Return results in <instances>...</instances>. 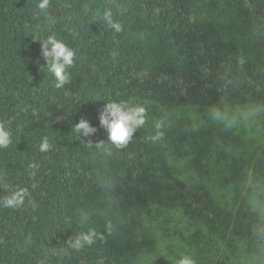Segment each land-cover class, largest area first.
<instances>
[{"label": "trees", "instance_id": "obj_1", "mask_svg": "<svg viewBox=\"0 0 264 264\" xmlns=\"http://www.w3.org/2000/svg\"><path fill=\"white\" fill-rule=\"evenodd\" d=\"M39 2L0 0V127L11 140L0 148V201L26 190L18 207L0 203V264H136L156 242L147 215L161 208L223 242L215 264L240 263L239 253L264 264V217L247 202L264 199V140L180 112L249 107L264 136V0ZM50 34L75 52L61 89L37 40ZM109 100L142 103L154 132L144 124L112 146L99 125ZM81 118L97 131L76 134ZM173 152L192 165L190 180L172 168ZM223 153L235 206L219 203L203 176ZM89 233L91 244L73 246Z\"/></svg>", "mask_w": 264, "mask_h": 264}, {"label": "rangeland", "instance_id": "obj_2", "mask_svg": "<svg viewBox=\"0 0 264 264\" xmlns=\"http://www.w3.org/2000/svg\"><path fill=\"white\" fill-rule=\"evenodd\" d=\"M134 104L144 107L139 101ZM213 108L220 109L225 113L224 121L211 119L209 112ZM180 112L196 118L198 126L210 122L216 124L226 123L235 135L264 140L263 132L260 131L258 124V114L261 113L258 110L221 103L212 108H182ZM145 120H149L146 115ZM145 125L150 132H154L148 123ZM229 148L232 149L231 146ZM168 156L175 171L182 174L183 177H187L188 180L193 177L192 165L188 163L185 156H179L174 152ZM210 159L211 166L203 175L205 181L209 184L213 196L219 203L235 206V204H232L235 201L232 199L230 185L222 179L226 154H213ZM239 201L240 199L236 201V204ZM247 202L264 217V199L251 196L250 199H247ZM146 225L148 231L155 234L156 242L153 247L148 248L140 255L136 260V264H177L181 255L190 257L197 255V258L204 255L205 258L212 260L215 264L219 255L222 254L223 242L207 234L199 225L185 220L177 211L163 208L154 210L147 215ZM239 257L241 258L240 263L237 262L238 259H235L234 255L231 256L230 261L236 264H259L253 256H242L239 253Z\"/></svg>", "mask_w": 264, "mask_h": 264}, {"label": "clouds", "instance_id": "obj_3", "mask_svg": "<svg viewBox=\"0 0 264 264\" xmlns=\"http://www.w3.org/2000/svg\"><path fill=\"white\" fill-rule=\"evenodd\" d=\"M49 0H40L38 8L45 10L48 8ZM111 23V21H109ZM117 31H120L119 24L112 25ZM41 42L42 55L44 57V67L46 71L55 78V87L57 89L63 88L71 79L70 73L67 68L73 64L75 56L72 50L66 43L58 39L54 34L46 36ZM242 63V61H241ZM209 115L214 121H224L225 113L220 109L213 108L210 110ZM145 108L139 104H130L124 101L109 100L103 104L102 109L99 111V125L107 134V141L117 149L125 147L132 139L133 134L145 124ZM157 127H160L158 124ZM97 128L92 126L88 119L81 118L75 124L74 132L81 137H89L94 134ZM162 134L149 137L150 140H158ZM10 134L0 127V148H7L10 144ZM88 146L93 145L90 139L87 141ZM97 149L104 147V141L95 142ZM41 152H47L51 145L48 138L45 137L39 145ZM26 190H18L10 196L5 197L0 203L9 208L18 207L23 203ZM110 225L108 228L110 229ZM95 233L80 235L75 239V247H79L82 243H92V236ZM177 264H195L192 257L188 255H181Z\"/></svg>", "mask_w": 264, "mask_h": 264}]
</instances>
